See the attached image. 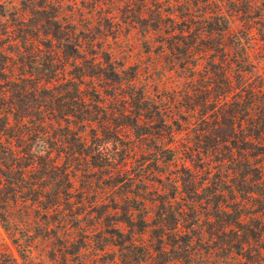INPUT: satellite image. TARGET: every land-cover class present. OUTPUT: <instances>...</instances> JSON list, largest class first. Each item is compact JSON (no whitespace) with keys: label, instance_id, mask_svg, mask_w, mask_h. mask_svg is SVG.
Listing matches in <instances>:
<instances>
[{"label":"trees","instance_id":"16d2710c","mask_svg":"<svg viewBox=\"0 0 264 264\" xmlns=\"http://www.w3.org/2000/svg\"><path fill=\"white\" fill-rule=\"evenodd\" d=\"M119 20L146 62L106 45ZM91 232L113 264H264V0H0V264Z\"/></svg>","mask_w":264,"mask_h":264},{"label":"rangeland","instance_id":"374dc122","mask_svg":"<svg viewBox=\"0 0 264 264\" xmlns=\"http://www.w3.org/2000/svg\"><path fill=\"white\" fill-rule=\"evenodd\" d=\"M83 13L86 14L87 11H84ZM66 16H70V15H66ZM72 16H74L75 19L77 20L91 19L93 20L94 25L98 26V23L96 22L98 18L110 16V15H72ZM123 16L124 15H117L118 19L122 17V20L124 19ZM255 16L256 15H253L252 17H255ZM242 17H245V16L242 15ZM119 22H120L121 32L119 31V35L117 32L118 38L117 39L113 38V35L114 33H116V31H112L111 33L108 34L106 45L114 49L118 57H122L123 55V57H125L124 60L129 63L137 61L138 59H141V61L146 62L147 54L144 53L143 51L144 49L140 46L139 35L138 33H136V30H134L131 27V25H129L127 22H121L120 20ZM239 25H241V22H239V20H236V23L234 26H239ZM255 52H258V50L256 49ZM259 57L253 58L255 63L259 61L260 59H262ZM260 61L262 63L263 60H260ZM152 74L157 78L160 75L159 71H157L156 69L153 70ZM174 79L175 78L165 79V82L163 84H162L163 80H161V83L158 87V90L160 91L161 89L164 90V92L161 93V95L167 94V96L169 95L171 96L169 92L174 86L177 85ZM156 96H159V94H157ZM166 99H167L166 102H169L168 101L169 99L167 97ZM122 130L124 131V137H125L124 140H129L132 142V144L136 146L135 148L136 153H134L132 157L128 160L129 161L128 166H129L130 172L134 173L135 171H138L140 164L146 161V159H149L151 156L147 152L143 154L139 152L140 150L138 148L137 140L134 139L132 133H130L128 128H124ZM142 155H144V157ZM142 158L144 159L142 160ZM147 163H148L147 169L152 170L149 176L147 177V179H154V180L158 179L159 171L161 169L164 170L163 167L165 165L158 161L155 162L153 160H150V161L148 160ZM173 169H175V167L169 166L165 170V173H170V171L174 172L175 170ZM82 183H86L84 177H79L75 179L74 184L76 188L80 189L79 187H81ZM155 185L158 188H160V185L157 181ZM94 187L95 186L88 187L87 191L85 192L88 195H90L89 200H92L94 198L93 195L99 191V190L94 191L95 189ZM31 215L34 216V213H31ZM54 219H56V217H53L52 221H54ZM32 220H33V217H32ZM74 223L75 222H73V220H71L70 223H68L69 224L68 228L70 229V231H72V233H76L75 232L76 229L74 228ZM86 229L91 230L92 228H90V226H86ZM61 230H63V228L56 227V231H61ZM92 234L93 233L91 232V234H89V236L84 239L83 247H81L79 252H76L75 246H70L69 250L67 251H71L72 253H67L65 255H62L59 252L58 249L61 246H59L60 244L57 241L54 240V241H44L43 242L42 240H40V242H38V245H36V247L33 249L34 257L32 261L36 263V261H39L40 258L44 257V264L45 263L46 264H113L111 262V259L113 256H116L117 258V248H113L112 246H109L108 244L104 246L103 250H99L98 248L99 243L102 242L105 244L108 242L107 238H104V237H109L108 234L106 232L103 233V235H101V240L99 236L97 237ZM148 239H149L148 233H144L141 239V242H143L142 244L148 245L149 243ZM218 253H220L222 256L221 251H219ZM215 257L218 258L216 254H215Z\"/></svg>","mask_w":264,"mask_h":264}]
</instances>
